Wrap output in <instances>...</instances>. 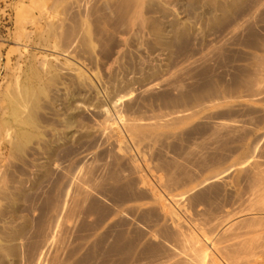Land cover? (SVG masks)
<instances>
[{"label":"rangeland","instance_id":"374dc122","mask_svg":"<svg viewBox=\"0 0 264 264\" xmlns=\"http://www.w3.org/2000/svg\"><path fill=\"white\" fill-rule=\"evenodd\" d=\"M263 205L264 0H0V264H173Z\"/></svg>","mask_w":264,"mask_h":264},{"label":"bare ground","instance_id":"6f19581e","mask_svg":"<svg viewBox=\"0 0 264 264\" xmlns=\"http://www.w3.org/2000/svg\"><path fill=\"white\" fill-rule=\"evenodd\" d=\"M15 107L13 113L17 114ZM105 114L109 118L108 111ZM156 179L159 187L165 185L162 177L156 176ZM166 196L167 199L159 196L158 202L161 210L174 221L171 206L181 209L180 197L168 194ZM260 215H264V205L234 214L209 231L194 227L195 231L189 238L184 237V249L172 254L176 258L173 264H257V258L264 255V243L257 244L250 238H243L237 226Z\"/></svg>","mask_w":264,"mask_h":264}]
</instances>
